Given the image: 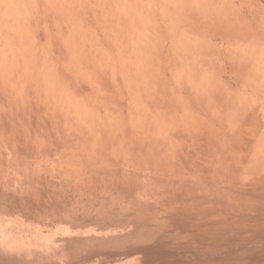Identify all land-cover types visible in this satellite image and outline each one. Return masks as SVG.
Segmentation results:
<instances>
[{"label":"bare ground","instance_id":"1","mask_svg":"<svg viewBox=\"0 0 264 264\" xmlns=\"http://www.w3.org/2000/svg\"><path fill=\"white\" fill-rule=\"evenodd\" d=\"M244 5L0 0V146L61 154L53 189L13 164L0 195L84 214L69 188L112 158L149 184L118 170L102 200L170 204L171 255L151 264H264V14Z\"/></svg>","mask_w":264,"mask_h":264},{"label":"rangeland","instance_id":"2","mask_svg":"<svg viewBox=\"0 0 264 264\" xmlns=\"http://www.w3.org/2000/svg\"><path fill=\"white\" fill-rule=\"evenodd\" d=\"M234 1L241 7L244 3L246 8L260 10L264 14V0ZM57 152L44 149L18 151L11 145H2L0 180L4 179L7 168L22 164L20 168L32 176L34 170L37 175L41 172L43 182H51L53 189L60 179V173L52 166V163H57L53 157L61 156ZM68 163L69 167L62 170L66 177L71 174L69 171H74L72 161L67 160ZM77 169L84 172L82 167ZM124 169L133 174L134 180L149 184L146 180L148 172L137 175V172L109 158L96 166L95 178L89 179V183L69 188L70 193H83L84 199L88 200L84 214L31 216L28 211L13 207L9 198L11 193L5 191L0 195V264H151L169 259L171 252L161 244L168 229L170 204L166 197L158 204H154L152 199L146 202L142 198H133L138 202L136 206L122 198L120 205L119 200L115 203L102 200L105 192L102 178ZM146 183L142 184L143 188H146ZM64 194L67 192L58 193L61 197ZM113 195L117 198V194Z\"/></svg>","mask_w":264,"mask_h":264}]
</instances>
